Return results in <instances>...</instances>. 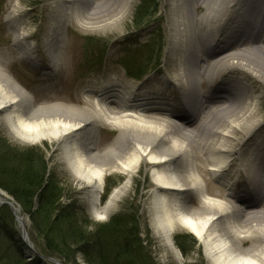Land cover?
<instances>
[{
	"label": "bare ground",
	"instance_id": "obj_1",
	"mask_svg": "<svg viewBox=\"0 0 264 264\" xmlns=\"http://www.w3.org/2000/svg\"><path fill=\"white\" fill-rule=\"evenodd\" d=\"M17 2L10 0V8ZM59 2L63 8L59 28L73 14L93 30L114 28L127 16L130 4V0H120L101 14L97 7L92 10L94 0H86L83 11L77 5L84 0ZM189 5L191 0L178 1L183 36L172 49L179 48L171 81L184 96L180 113L168 107L165 99L154 102L146 95L133 94L137 89L131 83L105 91L85 88L83 106L35 104L0 62V122L23 144L46 142L60 151L69 175L86 186L85 201L96 221L117 209L133 175L144 165L150 167L154 185L145 209L154 235L174 258L182 257L173 236L184 230L200 242L208 264H264V141L259 146L253 143L255 134L264 132L258 98L249 97V83L221 80L224 74L230 78L243 75L254 87L264 84V45H249L252 38L264 41V0H198L193 4L195 11L202 8L205 12L196 20H182ZM6 19L13 33L17 32L14 49L30 56L31 48L23 43L28 36L21 33L19 22H12L10 13ZM61 37L57 31L49 36L55 46L50 57L56 59L58 68L64 61ZM234 38L243 45L231 52L223 44ZM216 78L217 87L205 91V85ZM197 88L204 93L194 98ZM195 100L199 109L192 116ZM102 127L116 131L112 141L100 140ZM244 134L248 138L240 142L237 138ZM233 169L239 172V180H245V197L234 195L230 184H223ZM109 173L126 179L101 205ZM256 177L260 178L254 183ZM2 198L0 193V202ZM22 223L25 229L24 219Z\"/></svg>",
	"mask_w": 264,
	"mask_h": 264
},
{
	"label": "rangeland",
	"instance_id": "obj_2",
	"mask_svg": "<svg viewBox=\"0 0 264 264\" xmlns=\"http://www.w3.org/2000/svg\"><path fill=\"white\" fill-rule=\"evenodd\" d=\"M9 1L0 0V62L5 64L4 67L8 74L33 96L35 104L63 102L83 106L80 103H83V90L85 88L105 91V88L109 86H115L117 88L119 84L130 83L137 89L133 94L137 96L146 95L154 102H162L165 99L164 103H171L173 101V104L177 103L179 105V102L184 99L181 92L174 89L175 81H171L177 69V54L179 48L172 49L173 46H179L183 36L180 27L181 19L178 14L179 0H159V14L156 20L139 28H136L133 24L135 9L139 0H130L129 13L125 16L124 20L120 21L114 28H107L105 30H93L88 26H84L74 18L73 14L72 18L64 22L66 24L59 28L57 23L63 14L60 0H17L18 2L13 9L10 8ZM197 1L191 0V5L186 7L185 15L181 16L182 20H185V18L188 20H196L205 12L202 11V8L195 11L193 4ZM119 2L120 0H94L92 10L97 7L98 12L106 14L112 6L118 5ZM69 6L73 10V5L70 4ZM77 7L83 11L86 9L87 3L79 2ZM9 13L12 22H19V28L22 30L21 33L23 36H28V39L23 41L32 51L28 57L21 56L13 47L17 32L13 33L10 29L9 22L7 23L6 16ZM156 28H160L165 33V47L161 55L160 66L156 69L157 71L150 72L141 81L137 82L127 76L120 63V56H127L124 54V50L128 49L127 45L129 41L125 42L124 39L127 38L130 40L132 43L131 49L135 52L138 51L142 55L145 51V47L143 46L149 41V34ZM55 31L62 35V39L60 38L62 43L59 46L61 47V56H63L64 61L61 68L57 67L58 62H56V59L54 58L52 60L50 57V53L53 54L55 46L49 42V36ZM129 37L131 38L129 39ZM87 39H94L96 41L93 40L92 42H98L106 47L103 65L98 72H89V66L85 64L88 52L94 54V49L91 46L92 43H86ZM255 41L257 42L255 43ZM251 44L264 45V41L252 38L249 41V45ZM242 45V41L237 42L235 38L223 44L225 48H230L231 52L237 51ZM246 72L250 75L249 71ZM223 76H221L222 81L239 80L244 83H249L251 90L249 97L252 98L255 96L258 98V118L263 123L262 131H264V84L256 83V87H254L243 75H234L232 78L227 77L225 74ZM194 79L192 83L194 84L195 82L196 85L197 82ZM163 80H168V82L163 83ZM218 83L219 80L216 78L210 84H206L204 90L207 92L213 91ZM195 90L197 94L194 95V98L196 96L198 97L200 92L204 93L203 89L197 88ZM190 93L192 94V91ZM190 93L189 96H191ZM178 105L177 108H170L180 113L181 109ZM0 136L5 138L12 146L19 148L33 146L39 148L48 164V174L54 178L58 183V187L62 190L63 202L72 204L79 211H84L93 224L105 223L112 216L124 209H138L141 240L155 259L156 264H208L202 245L188 232L179 230L173 236V243L182 257L181 260H177L171 253L167 252L154 235L149 213L145 209L151 202V192L154 188L150 167L142 165L127 185V192L118 203L117 209L105 220L96 221L90 215L85 201L86 186L81 185L69 175V172L60 159V151L54 145L46 142L41 145L23 144L13 138L1 122ZM115 136V130L108 127L100 128L99 138L100 140L104 138L106 140L105 143L112 141ZM247 138L248 135L244 134L240 135L237 139L243 142ZM254 139V145L259 146L262 144L264 141V132L262 134H255ZM245 159L246 157L243 156L241 159L242 162ZM234 169L231 171L228 179L239 183V185L243 184L245 180H242V178L239 180V172ZM259 178L256 177L253 182L256 183ZM125 179V176L118 173H109L105 176L100 198L101 205L105 203L112 190L121 186ZM104 198L105 201L102 202ZM22 217L26 223L25 229L28 239L33 248L38 252L42 247V242L31 229L27 217ZM18 229L20 232L19 226ZM93 231L94 229H89L90 233ZM184 235L189 236L183 246L188 252L186 256L183 255L177 246V244H180L178 238ZM80 263L86 264L84 259L80 255H77L74 264Z\"/></svg>",
	"mask_w": 264,
	"mask_h": 264
},
{
	"label": "trees",
	"instance_id": "obj_3",
	"mask_svg": "<svg viewBox=\"0 0 264 264\" xmlns=\"http://www.w3.org/2000/svg\"><path fill=\"white\" fill-rule=\"evenodd\" d=\"M158 14L159 0H139L133 24L136 28L148 25ZM149 35L142 55L131 49L130 40L124 39L129 44L124 50L127 56H120V63L134 80H141L160 66L165 33L156 28ZM93 40H86L94 49V54L86 55L89 72L101 70L106 54V47ZM47 165L39 148L12 146L0 136V190L18 207V214L28 217L31 229L42 242L38 254L43 257L28 260L18 223L10 208L3 205L0 206V264H47V258L60 264H74L77 255L86 264H156L141 240L138 209H124L107 222L95 225L84 211L63 202L62 190L48 174ZM188 238V235L178 238L177 246L184 256L188 253L183 248Z\"/></svg>",
	"mask_w": 264,
	"mask_h": 264
},
{
	"label": "water",
	"instance_id": "obj_4",
	"mask_svg": "<svg viewBox=\"0 0 264 264\" xmlns=\"http://www.w3.org/2000/svg\"><path fill=\"white\" fill-rule=\"evenodd\" d=\"M0 193L2 194V201L0 202V206L6 205L10 208L11 212L14 215L15 221H17L19 227H20V237L23 241V243H26V239H27V233L24 229V225L22 223V217L16 215V211L19 212L18 207H16V205L14 204V202L4 193L0 190ZM26 247L28 248V251L30 252V254L33 255H37L40 257V255H38V253L33 249L32 245L26 244ZM49 262L53 263V264H59L56 261L52 260V259H48Z\"/></svg>",
	"mask_w": 264,
	"mask_h": 264
},
{
	"label": "snow or ice",
	"instance_id": "obj_5",
	"mask_svg": "<svg viewBox=\"0 0 264 264\" xmlns=\"http://www.w3.org/2000/svg\"><path fill=\"white\" fill-rule=\"evenodd\" d=\"M101 219H102V217H101Z\"/></svg>",
	"mask_w": 264,
	"mask_h": 264
}]
</instances>
